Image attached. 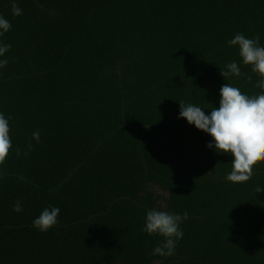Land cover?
<instances>
[{"label":"trees","instance_id":"obj_1","mask_svg":"<svg viewBox=\"0 0 264 264\" xmlns=\"http://www.w3.org/2000/svg\"><path fill=\"white\" fill-rule=\"evenodd\" d=\"M16 3L19 16L0 0L12 144L0 160V264H264V158L247 181H227L231 157L177 118L180 101L218 106L223 83L259 91L226 41L259 34L264 45V0ZM232 60L241 75L222 78ZM50 206L56 224L34 229ZM153 208L187 213L171 255H152L161 238L141 231Z\"/></svg>","mask_w":264,"mask_h":264},{"label":"clouds","instance_id":"obj_2","mask_svg":"<svg viewBox=\"0 0 264 264\" xmlns=\"http://www.w3.org/2000/svg\"><path fill=\"white\" fill-rule=\"evenodd\" d=\"M11 12L14 16L22 14L16 0H10ZM11 24L4 16H0V35L10 30ZM229 47H235L240 64L250 67L258 79L254 87L259 91L254 95L241 92L230 83H223L219 89L218 106L210 111L202 107L178 102V119H184L189 125L207 134L211 140L206 148L214 150L217 154H228L231 157V171L226 174V180L238 183L247 181L252 173V165L258 158H264V45L260 44V35L246 37L237 32L226 41ZM10 45L0 41V69L7 63L5 53ZM220 75L240 76V66L236 60L227 62ZM251 79V77H248ZM0 112V160H3L12 148L9 135V120ZM32 140L39 142V132L32 133ZM32 144L26 147L30 151ZM17 155L20 150L15 149ZM27 154V153H25ZM257 191H261L257 187ZM20 201L13 204V211L22 212ZM59 207L43 208L39 215L32 220V227L40 232H46L57 222ZM187 219V213L178 214L169 211L147 210L144 216L141 231L148 235H157L161 239L152 248V255H171L183 237L181 223Z\"/></svg>","mask_w":264,"mask_h":264}]
</instances>
